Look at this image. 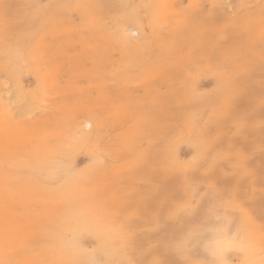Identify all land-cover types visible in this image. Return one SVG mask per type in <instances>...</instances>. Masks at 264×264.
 <instances>
[{"label":"rangeland","instance_id":"rangeland-1","mask_svg":"<svg viewBox=\"0 0 264 264\" xmlns=\"http://www.w3.org/2000/svg\"><path fill=\"white\" fill-rule=\"evenodd\" d=\"M0 264H264V0H0Z\"/></svg>","mask_w":264,"mask_h":264},{"label":"bare ground","instance_id":"bare-ground-1","mask_svg":"<svg viewBox=\"0 0 264 264\" xmlns=\"http://www.w3.org/2000/svg\"><path fill=\"white\" fill-rule=\"evenodd\" d=\"M132 31H133L134 33H138V30H137V29H133ZM10 89H11L10 87L6 89V96L9 98V101H10V100H13V97H11V94H10V92H9ZM8 98H7V99H8Z\"/></svg>","mask_w":264,"mask_h":264}]
</instances>
